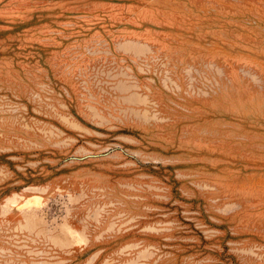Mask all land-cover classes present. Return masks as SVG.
<instances>
[{"label": "rangeland", "instance_id": "obj_1", "mask_svg": "<svg viewBox=\"0 0 264 264\" xmlns=\"http://www.w3.org/2000/svg\"><path fill=\"white\" fill-rule=\"evenodd\" d=\"M0 264H264V0H0Z\"/></svg>", "mask_w": 264, "mask_h": 264}]
</instances>
